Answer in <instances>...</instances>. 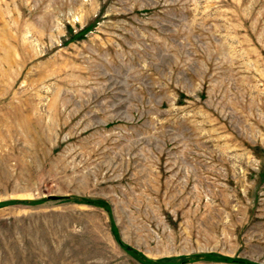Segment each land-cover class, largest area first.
<instances>
[{
    "label": "rangeland",
    "instance_id": "374dc122",
    "mask_svg": "<svg viewBox=\"0 0 264 264\" xmlns=\"http://www.w3.org/2000/svg\"><path fill=\"white\" fill-rule=\"evenodd\" d=\"M0 264H264V0H0Z\"/></svg>",
    "mask_w": 264,
    "mask_h": 264
}]
</instances>
